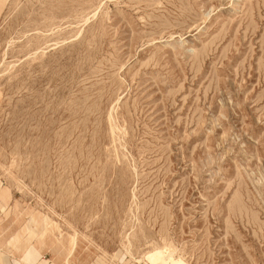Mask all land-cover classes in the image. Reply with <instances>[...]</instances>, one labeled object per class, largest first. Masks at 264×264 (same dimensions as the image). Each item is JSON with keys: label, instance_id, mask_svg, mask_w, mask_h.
Listing matches in <instances>:
<instances>
[{"label": "rangeland", "instance_id": "rangeland-1", "mask_svg": "<svg viewBox=\"0 0 264 264\" xmlns=\"http://www.w3.org/2000/svg\"><path fill=\"white\" fill-rule=\"evenodd\" d=\"M1 226L25 262L264 264V0H0Z\"/></svg>", "mask_w": 264, "mask_h": 264}, {"label": "crops", "instance_id": "crops-1", "mask_svg": "<svg viewBox=\"0 0 264 264\" xmlns=\"http://www.w3.org/2000/svg\"><path fill=\"white\" fill-rule=\"evenodd\" d=\"M2 228L4 229V234L0 236V264H42L43 262L51 264V259L44 255H39L35 261L25 262V260H23V255L25 253L18 250V245H15L14 238H11L14 234L8 233L11 232L9 231V228ZM29 249L32 251V254H35V252H33V247H30ZM28 254L29 252L27 255Z\"/></svg>", "mask_w": 264, "mask_h": 264}, {"label": "bare ground", "instance_id": "bare-ground-1", "mask_svg": "<svg viewBox=\"0 0 264 264\" xmlns=\"http://www.w3.org/2000/svg\"><path fill=\"white\" fill-rule=\"evenodd\" d=\"M45 220H46V218L44 219V221ZM33 223H34L33 221L29 220V225L30 226L33 225ZM45 223H46V221H45ZM41 239H43V241H44V236L41 237ZM39 243L42 245L44 242H39ZM32 246L36 250H39V248H37L39 246L36 247V244L32 243V244L26 245V247L23 248L22 252L23 253H28V249L30 247H32ZM63 247H64V245H63ZM51 249L53 250V248H51ZM69 250L70 251H68V252H66L64 254L63 262H64V264H76L73 251L70 248H69ZM143 262H147L148 264H184V262L181 260V258H177L176 259V258L173 257V250L170 249L169 247L168 248H164V249H155L152 252L146 253L144 255ZM136 263H140V261L138 260V261H136Z\"/></svg>", "mask_w": 264, "mask_h": 264}]
</instances>
